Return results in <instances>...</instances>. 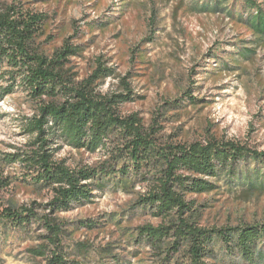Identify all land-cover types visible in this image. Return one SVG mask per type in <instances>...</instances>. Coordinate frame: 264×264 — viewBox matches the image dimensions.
Masks as SVG:
<instances>
[{
  "label": "trees",
  "instance_id": "obj_1",
  "mask_svg": "<svg viewBox=\"0 0 264 264\" xmlns=\"http://www.w3.org/2000/svg\"><path fill=\"white\" fill-rule=\"evenodd\" d=\"M228 1L213 0L210 9L225 11ZM26 3L0 0V101L21 93L35 112L23 124L29 136L26 149L0 154V159L22 168L14 180L49 191L51 197L28 205L9 202L0 211V233H28L37 226L43 233L36 236L39 246L28 249L34 256L46 264H87L63 251L58 214L74 204L92 203L96 191L116 186L128 192L140 182L145 189L136 195L134 208L159 222L126 227L117 221L122 241L136 248L137 264H215L219 250L237 263L264 264V224L206 227L192 197L216 191L223 177L250 192H263L264 149L212 133L201 140H160L155 123L146 127L137 112L121 109L135 100L129 74L120 77L97 58L79 79L69 62L81 46L65 42L49 54L39 42L48 15ZM227 15L242 22L254 36L252 43L264 48V0H232ZM238 50L246 60L256 52L248 46ZM111 76L118 79L119 90L102 92L98 87ZM61 146L103 151L104 156L95 165L71 167L56 158ZM12 182L0 173V190ZM77 246L87 258L89 246ZM113 262L131 264L119 256Z\"/></svg>",
  "mask_w": 264,
  "mask_h": 264
},
{
  "label": "rangeland",
  "instance_id": "obj_2",
  "mask_svg": "<svg viewBox=\"0 0 264 264\" xmlns=\"http://www.w3.org/2000/svg\"><path fill=\"white\" fill-rule=\"evenodd\" d=\"M24 1L48 15L39 42L49 54L65 42L81 46L69 62L79 79L90 73L97 58L120 77L129 74L135 100L121 109L137 112L146 127L155 123L160 140H201L212 133L264 149V48L252 43L254 36L242 22L227 15L232 0L225 11L210 9L213 0ZM238 46L256 52L251 59H242ZM98 88L117 91L118 79L108 77ZM34 112V104L21 93L0 101V154L26 149L29 136L23 124ZM103 154L61 146L56 158L75 167L95 165ZM21 172L18 164L0 159V173L13 181L0 190V211L9 202L28 205L51 197L49 191L38 192L14 180ZM245 187L223 177L216 191L192 196L200 223L206 227L264 224V191L250 192ZM144 189L140 182L128 192L109 186L104 192L96 191L92 203L74 204L60 212L63 251L87 264H114L115 256L137 264L138 257L132 255L136 248L126 238L122 241L119 226L159 222L134 208L136 195ZM91 223L94 227L88 226ZM37 228L32 226L28 233L11 230L7 236L0 233V264H46L28 251L41 242L36 236L43 231ZM79 242L89 246L87 258ZM106 246L107 253L102 250ZM213 261L247 264L220 250Z\"/></svg>",
  "mask_w": 264,
  "mask_h": 264
}]
</instances>
